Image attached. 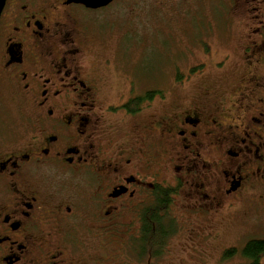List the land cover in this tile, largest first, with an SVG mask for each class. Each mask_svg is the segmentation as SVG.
<instances>
[{
  "label": "flooded vegetation",
  "instance_id": "1",
  "mask_svg": "<svg viewBox=\"0 0 264 264\" xmlns=\"http://www.w3.org/2000/svg\"><path fill=\"white\" fill-rule=\"evenodd\" d=\"M202 1L111 0L93 7L74 0H5L0 264H113L126 253L137 258L133 242L142 236V212L156 184L178 193L189 188L196 217L244 201L264 206V73L250 70L264 61V0H244L253 13L245 43L250 69L238 79L234 97L233 89L220 96L114 90L116 68L104 33L118 29L120 19L198 13ZM227 1L235 9L237 0ZM13 101L19 113L14 122ZM122 227L124 236L115 238L113 231ZM113 242L117 257L108 262L102 250ZM150 255L148 264L154 262Z\"/></svg>",
  "mask_w": 264,
  "mask_h": 264
},
{
  "label": "rangeland",
  "instance_id": "2",
  "mask_svg": "<svg viewBox=\"0 0 264 264\" xmlns=\"http://www.w3.org/2000/svg\"><path fill=\"white\" fill-rule=\"evenodd\" d=\"M194 3L188 5L195 9ZM227 3V0H204L198 13H153L136 21L120 19L118 29L102 35L116 68L114 90L144 93L159 89L171 95L215 92L220 96L233 89L229 94L234 97L236 83L249 73L245 57L250 51L245 43L253 25V13L248 11L252 5L244 0H237L232 10ZM259 18L264 20V13ZM250 70L262 75L264 61ZM215 86L219 89L212 91ZM10 116L12 122L19 116L16 101L11 105ZM190 191L181 188L174 200L173 209L181 230L168 245L164 257L149 264H246L240 249L248 239L264 238V206L244 201L222 208L213 216L200 213L196 217L198 211H194L196 205L190 199ZM123 229L113 231L114 237L124 236ZM207 235H215L216 239L211 242ZM232 247L238 252L224 257V251ZM104 249L102 254L108 262L117 257L114 242ZM141 263L148 264L147 260L140 262L126 253L113 264Z\"/></svg>",
  "mask_w": 264,
  "mask_h": 264
},
{
  "label": "trees",
  "instance_id": "3",
  "mask_svg": "<svg viewBox=\"0 0 264 264\" xmlns=\"http://www.w3.org/2000/svg\"><path fill=\"white\" fill-rule=\"evenodd\" d=\"M146 93H162L153 89ZM178 188L171 185L156 184L154 200L143 210L142 236L133 242V251L138 252L139 261L146 260L150 250V258L159 260L167 253L168 245L181 230L178 217L174 213V200ZM238 252L236 247L226 249L224 257H232ZM136 254V255H137ZM240 254L246 259V264H261L264 257V238L248 239L240 249Z\"/></svg>",
  "mask_w": 264,
  "mask_h": 264
},
{
  "label": "water",
  "instance_id": "4",
  "mask_svg": "<svg viewBox=\"0 0 264 264\" xmlns=\"http://www.w3.org/2000/svg\"><path fill=\"white\" fill-rule=\"evenodd\" d=\"M74 1H81V2L86 3L89 6L96 7V6L104 5L111 0H74ZM4 3H5V0H0V14L4 6Z\"/></svg>",
  "mask_w": 264,
  "mask_h": 264
}]
</instances>
